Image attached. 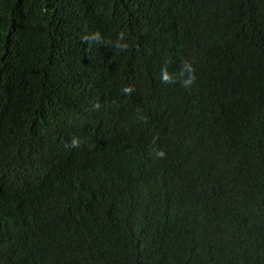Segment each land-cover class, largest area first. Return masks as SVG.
I'll use <instances>...</instances> for the list:
<instances>
[{
  "label": "trees",
  "instance_id": "trees-1",
  "mask_svg": "<svg viewBox=\"0 0 264 264\" xmlns=\"http://www.w3.org/2000/svg\"><path fill=\"white\" fill-rule=\"evenodd\" d=\"M0 264H264V0H0Z\"/></svg>",
  "mask_w": 264,
  "mask_h": 264
}]
</instances>
